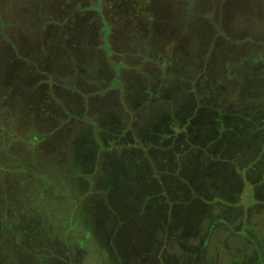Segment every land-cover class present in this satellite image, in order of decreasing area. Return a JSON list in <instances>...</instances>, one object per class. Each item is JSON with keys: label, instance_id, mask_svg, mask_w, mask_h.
Masks as SVG:
<instances>
[{"label": "rangeland", "instance_id": "1", "mask_svg": "<svg viewBox=\"0 0 264 264\" xmlns=\"http://www.w3.org/2000/svg\"><path fill=\"white\" fill-rule=\"evenodd\" d=\"M55 1L58 4H64L67 13L75 10L88 11L94 8L103 14L105 19L102 20L100 39L97 40L98 37H96L92 45L87 41L86 46H91V49L93 47L94 52L99 51L98 55L102 52L104 57L103 60L96 59L94 63L88 62L89 66L93 65L89 68V73H92L91 69H94L97 72L94 73L96 77L98 73L104 71L107 77V88L112 91L118 90L120 94L125 92L129 96L127 106L122 101V107L117 106V112H125V122L128 124L132 118H140L137 131L133 130L132 134L137 135L139 139L142 137L143 139H140L142 144L139 141V150H120L124 147L112 144L113 149L105 150L103 154H101L102 151L98 152L96 156L98 157L100 154V160L97 161L99 170L97 168L96 175L99 180L93 183L94 185L91 184L90 188L84 189V192L81 189L83 195L76 201L74 196L69 194V191L72 190L69 186L74 182L69 180L44 181L45 168L50 169V166H53V173L58 171L56 174L63 177L66 174L65 164L69 165L68 162H70L74 168V171L71 172L72 177L76 178L79 183H83V178L87 179L84 169L89 168L87 163L93 157L94 150L93 147L90 148L89 134L83 133L82 141L78 146L72 144V141L78 139L75 138L76 134L73 132L70 135L72 139L69 141L72 148L68 150V153L66 151L65 157L54 154L48 157L47 162L36 165L30 160V151L32 146L37 144L38 140H34V138H37L38 135L34 133V129L28 134L24 131L31 129L28 126L34 120L29 118H32L33 115L40 117L39 109L44 101L42 97L35 96L34 109L31 106L23 111L20 106L26 100L18 99L14 106L15 114L20 118L6 120L1 118L0 122V130L3 133L0 135V179L4 178L1 183L3 186L0 185L2 190L0 202L2 201L1 196H3V200L7 199L4 193H7L9 197H14L18 192L28 191L24 193L27 200H20L23 204L9 198L13 205L16 204L14 207L21 208L22 212L25 210L27 213L25 215L22 213L16 221H12L9 218L13 216L7 209L0 210V219L3 218L0 224L2 223L4 227L13 225L15 228V242L11 241V245L8 247L6 241L4 248L0 250V264H41L34 259L39 256L38 253H34L37 249L24 243L23 236L27 233L38 234V237L35 236V239H39L38 242L45 240L43 233L37 232L36 228L39 227L38 225L49 226L51 224L55 226L56 221L50 219L49 209L56 212L55 216L59 219L61 227L59 231L51 233L52 240L50 241L53 254L50 257L52 261L44 264H115L114 259L118 264L117 253H111L110 250L111 244L115 243H120L122 246L125 244L129 251L128 259L123 264H189L187 262V232H185L189 226L193 227L190 231L195 232V235L199 234L197 237L200 239L204 235L205 239L208 235L206 232L209 230H224L223 232L227 235L235 234L249 242L247 248L244 246V250L240 246L233 248L235 245L228 243V250L220 255L219 264H264V245L259 244L260 236H254L252 230L244 222L243 224L238 221L232 222L237 206L247 213L257 209L256 216L259 217L258 223L260 221L264 236V131L261 128H259L262 130L261 132H245L253 134V136H245L251 140L248 145L250 150L248 153H245V150L243 152V149L240 150L239 147L242 144L248 143L236 131H240L246 126L234 128L225 137L222 136L223 134L215 136L212 130L207 133L208 136H215L211 140V142L213 141L212 151L219 147L224 150L226 156H230L233 150L238 157L241 153L245 155L244 162L249 161L250 167H252L247 178H255L257 188L262 193V196H256L253 185L246 179L247 181L244 180V189L241 192L235 191L227 201L220 198V195L214 194L218 190H212L213 188H210V192L203 193L201 197L197 196L198 204L202 206L206 204L207 207H215L218 203L223 204L228 210L222 209L223 213L216 209L211 213L209 208L195 204L196 201L192 202L193 197L190 198L189 195L188 203L184 204L170 196H165L169 194L165 193L166 188L163 192L159 191L158 186L162 183L161 176L158 177L154 171L147 170L146 165L150 157L145 149L146 144H143L152 143L155 156H162L164 152L162 147L171 137V135L161 132L164 131L165 126L161 124L162 121L164 122L162 117L167 115L168 111L174 110L177 103L190 111L192 107L189 104L192 102L187 98L188 92L197 94L195 99H198V95L207 96V104L214 107L221 106L226 110L228 108L230 112H234L236 108L235 96L239 89L238 84L242 85L241 88L248 87V95L253 94L252 91L254 93L264 92V0H93L94 2L92 0H77L76 4L73 0ZM55 1L50 0L51 3H55ZM85 2H89V4H85ZM44 6L45 0H0V78L7 79L8 77V81H11V78L14 81L17 79L20 91H23L28 77H31L29 75L27 78H23L24 62L22 61H28L30 64L25 55L31 52L29 47L41 42V38L34 39L33 35L29 37V32L34 28L31 26H34L38 21L35 18V13L42 16ZM30 14L34 15L33 19H29ZM42 18L44 20V17ZM44 23L43 21L42 26ZM110 29L116 33L117 45L124 42L122 45L119 44L121 46L118 48L109 43ZM15 30L17 33H12ZM123 33L126 34L120 36ZM40 35L43 37V33ZM36 46H39V43ZM40 49L43 50L42 45ZM19 51L24 56L18 55ZM36 53L39 54L38 51ZM2 55L4 59H1ZM14 69L16 78L14 74L12 77ZM122 75H126L128 81L124 82ZM38 76L40 77V74H35L33 78ZM33 80L36 83L35 89L44 81L36 80V78ZM46 82H51V78L49 77ZM252 82L256 84L255 90L252 87ZM10 87L9 89L12 91V87ZM26 88L29 91V86L26 85ZM31 91H33L32 88ZM245 91L242 92L244 97L247 96ZM1 92H5V89L2 88ZM200 107L197 106V108ZM131 108H133V113ZM261 110L262 108H259V111ZM134 111L135 118L133 117ZM215 111L220 113V109ZM117 112L108 110L102 113H104V118L108 117V119L111 118V121L112 119L117 121L119 117ZM241 114L246 115L240 111ZM87 115H89L87 112L80 113L81 120L90 125L94 124ZM3 117L7 118L8 115L3 114ZM75 118L76 115H70L67 120L74 121ZM75 120L79 121L80 119ZM119 121L121 122V118ZM135 123H138L137 120ZM112 126L117 129L115 124ZM11 128L13 131H17L16 135L12 133ZM167 129L171 131L172 126L168 124ZM185 135L181 136L185 137ZM16 137L19 139L17 140ZM12 142L17 143L14 144V149L8 152L15 158H19L28 168L24 169L25 166L15 159L13 160L16 164H11L12 157L3 153V151L6 152L8 143L12 145ZM238 143L241 144L237 145ZM40 148L42 147L40 146ZM33 150L35 151L34 148ZM152 151L149 150V154ZM196 151L192 147L186 156H182V151L178 152L179 170L174 174L165 175L167 178L163 183L169 188L173 186L172 190H176V194L180 196L178 200L186 198L187 191L183 184L188 183V178L194 179L196 182L199 181L200 185L203 183L208 187L211 183L216 185L220 176L227 179L231 176V169L216 168L206 159L200 160L202 164L198 169L196 160L193 161L189 156ZM30 162L33 163L32 166L28 165ZM77 164H79L77 166L79 171H75ZM239 166H243L241 162ZM32 167L34 170H29ZM27 170L39 171V173ZM236 172H239L238 168ZM27 174L33 175L32 181L36 186L43 187L45 185L52 191L55 194L54 199L61 198L62 195L65 204L61 206L58 200L51 199L46 202V199L42 198L43 194H40L38 186L34 191L35 185L33 186L30 180L23 179L24 184L20 182V178L26 177ZM186 185L188 188V184ZM233 198H239V200L235 201ZM16 199L19 200L20 197L17 196ZM5 201L2 202V205ZM54 203L60 206H55ZM166 206L169 207V210L168 214L166 213L167 215L164 216V212L167 210ZM232 208L233 210H231ZM142 210L143 213H141ZM204 210H207L208 213L204 214ZM73 211L77 212L74 216ZM63 217H65L64 220ZM240 217H242L241 214ZM186 218H188L187 221ZM163 220L168 221L170 227L174 223H181V231L178 232L179 234L175 236L174 240L169 238V243L165 247L166 252L161 254L164 238L161 239L162 230L160 231L156 225ZM40 227L45 230L42 226ZM65 227L71 229L70 233L73 238L79 237V240L82 241L80 246L76 247L72 243L65 246V243L71 242L60 234V231L63 232ZM64 232L66 233V231ZM166 232L168 233L167 230ZM173 232L177 233L175 230L169 231L170 234ZM2 233L11 238V231L4 229ZM163 236L165 237L164 233ZM175 241L179 244L178 247L175 245ZM158 242L161 243H159L160 246ZM190 245L192 244L190 243ZM55 255L58 257L55 258ZM67 258L73 259V261L71 260V263L64 261ZM9 260H13V262H9Z\"/></svg>", "mask_w": 264, "mask_h": 264}, {"label": "crops", "instance_id": "2", "mask_svg": "<svg viewBox=\"0 0 264 264\" xmlns=\"http://www.w3.org/2000/svg\"><path fill=\"white\" fill-rule=\"evenodd\" d=\"M55 1V0H54ZM67 1V0H66ZM93 1V0H92ZM73 2L76 4L77 0H73ZM91 2V1H90ZM94 2V1H93ZM89 4V2H85V4ZM83 4V3H82ZM64 4H58L56 1L55 3H51L50 0H45V8L43 15L35 13V18L38 20L35 22L34 26H31L32 29L31 32H29V37L33 35V38H41V42L39 43V46H36L34 44L33 46L29 47L30 53H27L24 51V53H27L25 57H28L27 59L30 61V64L28 61H22L24 62V68H23V78H27L29 76L28 80L26 81V85L29 86V91L26 88V85L23 86V91H20V87L17 86V79L14 81L11 78V81H8L7 79H4L3 77L0 78V122L1 118L3 119H14V118H20L15 114V106L14 103H17L18 99H25L26 102L22 103L20 106V109L24 111L25 108L31 107L34 109L33 102L36 101L35 96H38V98L42 97V107L39 109V112L41 113L40 117H35L33 115V123L30 122L28 127H31L30 130L24 131V133L28 134V132H32L34 129V133L38 135L37 138H34V140H38L37 144H34L33 148L30 151V160L34 162L36 165H40L41 163H44L45 161H48V157L52 156L54 154L63 155V157L66 156V151L68 153V150H70L72 147L71 143L69 142L72 137L73 132H75V138L76 141H72V144H79L81 143V138L83 136V133L87 132L90 136V148L93 147V157L90 159V162L87 163L89 165L88 169H84L87 179L83 178V183H79L76 178H73L71 172L74 171V168L71 166V163L69 165L65 164L64 170L66 171V174L61 177L59 174L56 173L58 171H54L53 173V166H50V169L45 168V178L44 181H70L74 182L73 185H70L69 187L72 188V190L69 191L70 196H74V199L78 201V198H81L84 192V189L90 188L89 186L93 183L97 182L99 180L98 173L99 166L97 163L100 160V154L97 157L96 155L98 152L102 151L101 154L105 152V150H110L112 148V144H117L118 146H122L124 148H120V150H127V151H133V150H139L138 145L142 144V141L140 139H143L140 137L138 138L137 135L132 134L133 130L137 131V126L139 125V119L135 118V111L133 117L135 119H131V122L128 124L125 122L126 114L125 112H117V106H121V103L123 101L124 104L128 103V98L125 94V92H120L118 90L112 91L109 88H107V77L106 74L103 72L98 73V76H94V73H97L94 69L92 70V73H89V68L93 67L89 66L88 62L91 61L94 63L96 59L103 60L104 54L99 51H95L91 46H86L87 41L89 43H93L94 39L96 37L97 40L101 37V25L102 20H104V16L101 12L95 10L94 8H91L88 11L85 10H75L71 13H67L64 9ZM84 5V4H83ZM66 13V15H65ZM33 14V13H32ZM37 14V16H36ZM59 15H61L59 17ZM34 15H29V19H33ZM41 16V19L39 17ZM44 17V20L43 18ZM107 20V19H106ZM43 21L44 26H42ZM108 21V20H107ZM60 23V24H59ZM88 27V28H87ZM87 30H86V29ZM19 30V29H18ZM84 31H87L86 33ZM38 32L37 34H35ZM12 33H17V30L12 31ZM43 33V37H41L40 34ZM89 33V34H88ZM126 33H123L120 36H123ZM28 36V35H27ZM27 38V37H26ZM109 43L111 46L118 48L123 43H119L121 45H117L116 40V33L112 32L111 29L108 34ZM42 45V49H40V46ZM39 52L37 55L36 51ZM136 52V50H134ZM23 53V52H22ZM18 55H22L19 51L17 53ZM1 55V54H0ZM24 56V55H22ZM3 58V55L1 57ZM20 61V60H19ZM26 62V63H25ZM18 70V69H17ZM38 72V73H37ZM111 72V71H110ZM16 78L15 76V69L14 72H12V77ZM17 76L19 74L16 72ZM35 74H40V77H35L37 79L44 80L41 85H39L35 89L36 83H34ZM125 74V73H122ZM102 75V76H101ZM8 76V75H7ZM62 76V77H60ZM51 78V82H46V80ZM32 79V81H31ZM57 79V80H55ZM122 80L124 82L128 81V77L126 75H122ZM11 85V87H10ZM239 85V89L236 91L237 96H235L236 101V108L234 112H230L227 108H222L221 106H210V104H207V96H200L198 95V99H195L194 93L188 92L187 98L192 102L189 104V106L192 107V109L189 111L188 109L181 107V104L177 103L175 104L174 110L168 111L167 115L163 116V120L161 124H164V131H161L162 133L166 135H171L169 139L166 140V145L162 147V150L164 151L162 153V156L156 155L153 149L152 143H143L146 144V151L148 156L150 157L147 163V170L156 173V175L159 177L161 176V185H159L158 190L162 191L165 190V193H169L165 196H170L174 198L175 200L179 202H183L184 204L188 203V195L190 198H192V202L195 204H198V198L197 196H202L203 193L209 191L210 188L212 190L216 189L218 190L214 194L220 195L219 197L227 201L230 199V195L234 194L235 191L241 192L245 187V181L247 178V175H250L251 172V163L248 161L247 163L245 161V155L241 153L240 157L234 152L230 156H226L224 154V150L216 147V149L213 150L211 147V140L215 138V136H218L220 134H223L222 136L225 137L230 131L234 130V128H238L240 126H246L242 130H236L240 133V135L247 141L248 144L244 143L242 144L240 148L243 149V152L245 150V153L250 152L249 150V142L251 140H248L245 136H253V134H246L250 133H256L264 131V92L257 91L253 94L248 95V90L246 86L242 87V85ZM57 86V88H56ZM59 86V87H58ZM9 87L12 89V91L9 89ZM62 87V88H60ZM252 87H254V90L256 89V84L252 82ZM2 88L5 89V92H1ZM33 89V91L30 92V89ZM246 90V91H245ZM10 91V92H9ZM195 91V89H194ZM243 91L247 94L246 97L243 96ZM9 92V93H8ZM18 94H15V93ZM22 93V94H21ZM30 93V97H29ZM168 98V97H167ZM172 98V97H171ZM21 99V101L23 100ZM169 99V98H168ZM239 99V100H238ZM195 102V103H194ZM23 106V107H22ZM127 106V104H126ZM197 106H201L200 108H197ZM99 107V110H98ZM259 108H262L261 111H259ZM132 113H133V108ZM197 109V110H195ZM216 109H220V113L218 111H215ZM108 110H115L119 114V117L117 121L113 120L111 121V118L108 119V117L104 118V111ZM240 111H242L244 114L240 115ZM87 112L94 124L90 125L86 121H82L80 117V113ZM3 114L8 115L7 118L3 117ZM76 115L75 119H80L79 121H76L74 119L68 121V116ZM119 118H121V122L119 121ZM24 119V118H23ZM66 120V121H65ZM138 123H135L134 121ZM30 121V120H29ZM65 121V122H64ZM160 122V121H159ZM166 122V123H165ZM64 123V124H63ZM96 124V127H95ZM112 124H115V127L117 129H114ZM169 125L172 126V130H166V127ZM11 127V126H10ZM27 128V127H26ZM159 128V127H157ZM261 128L262 130H260ZM140 129V128H139ZM251 129V130H250ZM212 130L213 134L208 136V131ZM12 133H15L16 135L17 131H13V128H11ZM141 132V130H140ZM246 132V133H245ZM159 133V132H158ZM0 130V135H2ZM78 134L81 136L78 137ZM182 134H186L185 137L181 136ZM232 134V133H231ZM176 135V136H175ZM85 137V136H84ZM17 138V137H16ZM88 139V137L86 136ZM184 138V139H183ZM10 139V138H8ZM19 138H17L18 140ZM242 139V142H243ZM184 140V141H183ZM140 141V142H139ZM17 142H12V145L8 143V148L3 151V153H6L7 155L12 157L11 164L14 163L15 159L18 161V163L22 164L24 169L28 168V166L25 163H22L19 158H15L9 150L14 149V144ZM92 144V145H91ZM241 143H238L239 145ZM246 144V145H245ZM29 145V144H28ZM124 145V146H123ZM245 145V146H244ZM40 146L42 148H40ZM194 147L197 151L193 153V155H189L191 159L194 161L196 160V164L198 165L197 168L201 167L202 162L200 160L206 159V161L212 166H215L216 168L231 169L230 174L231 176L227 178L219 177L218 183L215 185L211 183L208 187L200 185L199 181H195L194 179L188 178V183H184L185 191H187L186 198L178 200L180 196L176 194V190H172V188L165 186L163 181L167 178L165 175L167 174H174L179 170V163H177L179 155H177L178 152L182 151V156H186V153H189V150ZM247 147V148H246ZM43 151H42V150ZM1 150V148H0ZM11 150V151H12ZM33 150V151H32ZM149 150H153L149 154ZM223 150V151H222ZM41 151V152H39ZM222 151V152H221ZM39 153V154H38ZM221 153V155H219ZM67 155V159H68ZM43 159V161H42ZM185 159H187L185 157ZM98 161V162H97ZM64 162V161H63ZM241 162V165L239 166ZM33 163L30 162V166H32ZM75 171H79L77 169ZM46 166V165H45ZM195 167V166H194ZM241 169H240V168ZM98 168V170H97ZM198 168V169H199ZM237 168L239 169V172L242 171V173L236 172ZM196 169V168H195ZM29 170H34L32 167ZM28 172H34L39 173V171H29ZM83 172V169L81 170ZM191 171V170H190ZM8 173V172H6ZM238 173V174H237ZM186 175V174H185ZM53 177V178H52ZM57 178V179H54ZM23 179H28L33 183V186L35 185L32 181L33 175L27 174L26 177H21L20 182L24 184ZM184 179V178H183ZM4 178L0 179V185L3 186L1 183L3 182ZM247 181V180H246ZM250 184H252L253 189L255 190L256 196H262L261 190H258L257 188V181L255 178L251 177L248 179ZM86 183V186H85ZM188 184V188L187 185ZM32 186V187H33ZM40 189V194L42 198L46 199V202L48 199L51 200H58L60 205L63 206L65 204L64 197L61 195V198L54 199L55 194L52 193L45 185L43 187H40L37 185ZM37 186L35 185L34 191H36ZM251 186V185H250ZM164 187V188H163ZM69 188V189H70ZM83 189V192L81 191ZM44 190V192H42ZM211 190V191H212ZM258 190V191H257ZM0 188V193H1ZM75 191V192H74ZM4 192V189H3ZM28 192V191H25ZM25 192H18L17 195L14 197H9L7 193H4V196L7 197L6 201L3 200V196H1L2 201L0 202V210H8L9 213L13 216L9 219L12 221H16L17 217L19 218L20 215L23 213L24 215L27 213V211H21V208L14 207L10 201L17 200V202L23 204L20 202V200H27L26 196L24 195ZM74 192V193H73ZM52 193V195H51ZM3 195V194H1ZM192 195V196H191ZM17 196L20 197V199H16ZM107 197V196H105ZM10 198V199H9ZM235 201L239 200V198H233ZM231 199V200H233ZM5 201V203L2 202ZM62 203V204H61ZM85 203V201H84ZM107 203H110V201H107ZM11 205V206H10ZM55 206H60L57 203H54ZM84 205V204H83ZM201 205V204H198ZM206 208H209L210 212H215V209L219 212L223 213L222 209L228 211L223 204L218 203L215 207H207L206 204H203ZM201 205V207H203ZM21 207V206H20ZM167 210L164 212V216L168 214L169 207L166 206ZM236 214L234 215L235 218H232V222L238 221L241 224H247L248 228L252 230V234L254 236H260V245H264V236L261 231V225L260 221L258 223L259 217L256 216L257 209H254V211H243L240 209L239 206H237ZM233 210V208L231 209ZM51 217L50 219H53V221L56 223L55 226L53 225H38L39 227L36 228L37 232L43 233V237L45 240L43 242H38L39 239H35V236L38 237V234H32L27 233L24 234L25 242L28 245H32L33 248L37 249L36 252L39 256L35 257V261H38L41 264L48 263L52 261V258L50 255L53 254L52 251V244L51 241V233L52 231H59L61 227V223L59 219L55 216L57 215L56 212L53 209H49ZM77 212L73 211V216ZM143 213V210L141 211ZM167 213V214H166ZM207 210H204V214H207ZM7 214V212H6ZM238 214V215H237ZM242 215V217L239 218V215ZM195 216V215H194ZM60 218V217H59ZM192 218V217H189ZM203 219V216H201ZM3 219V218H2ZM0 219V221L2 220ZM65 217H63V220ZM188 218L185 220L187 221ZM191 221H193L191 219ZM183 224V223H182ZM12 227H9L1 223L0 224V250L4 248V245L7 241V246L9 247L11 245V241L15 242V236L14 231L15 228L13 225ZM42 226L43 229L40 227ZM160 231L162 230V236L161 239L164 238V242L161 245V254L162 252H166L165 247L169 243V238L175 239V236H177L179 231H181V223H174L172 227L169 226L168 221H160L158 225H156ZM7 229L11 231V238L2 233V230ZM193 227L186 228L187 232V241H188V248H187V262L190 264H219L220 263V255L222 253H226V250H228V243L235 245L233 248H237L238 246L241 247L242 250H244V246L249 244L248 241L244 240L242 237L238 235H227L225 232L222 231H211L209 230L206 232L208 234L206 238H198L199 234L195 235V232H191ZM168 231V233L166 232ZM177 231V233H169V231ZM198 230V229H197ZM66 231V233L64 232ZM71 229L65 227V229L60 231V234L64 237L70 240L71 242L65 243L66 245H70L71 243L74 246H80L82 241L79 240V237L73 238L72 234L70 233ZM161 233V232H160ZM163 233L165 237L163 236ZM16 236L18 234L15 232ZM202 234V233H201ZM169 236L168 238L166 236ZM201 237V236H200ZM232 241H230V240ZM3 242V243H2ZM160 242H158V245ZM186 243V241H185ZM190 243L192 245H190ZM174 244V243H172ZM175 245L178 247L179 244L177 241H175ZM259 245V246H260ZM15 246V244H14ZM237 246V247H236ZM261 246V247H262ZM7 248V247H6ZM66 248V247H65ZM112 248L114 249L112 251ZM12 250L11 248H9ZM262 249V248H261ZM111 253H117V259L118 264H123L127 261L129 251L126 248V245L123 246L120 243H115L114 245L111 244L110 246ZM231 251V250H230ZM240 251V250H239ZM248 251V249H246ZM174 252V251H173ZM232 252V251H231ZM236 252H238L236 250ZM230 257V255H228ZM58 257L55 255V258ZM62 257V256H61ZM68 257V256H67ZM114 258V257H113ZM9 259V257H8ZM11 259H13L11 257ZM73 261V259H71ZM71 260L67 258L64 261H67L71 263ZM75 260V259H74ZM9 262H13V260H9ZM114 263L116 264V259H114ZM68 264V263H67Z\"/></svg>", "mask_w": 264, "mask_h": 264}]
</instances>
